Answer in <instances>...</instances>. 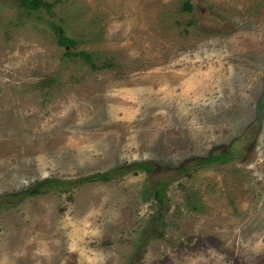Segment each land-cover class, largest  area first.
Listing matches in <instances>:
<instances>
[{"label":"rangeland","instance_id":"374dc122","mask_svg":"<svg viewBox=\"0 0 264 264\" xmlns=\"http://www.w3.org/2000/svg\"><path fill=\"white\" fill-rule=\"evenodd\" d=\"M47 1L0 0V264H264V0ZM68 15L115 69L64 57L47 21ZM229 147L166 187L160 217L142 171L67 184ZM45 179L61 185L12 196Z\"/></svg>","mask_w":264,"mask_h":264},{"label":"trees","instance_id":"16d2710c","mask_svg":"<svg viewBox=\"0 0 264 264\" xmlns=\"http://www.w3.org/2000/svg\"><path fill=\"white\" fill-rule=\"evenodd\" d=\"M19 4L27 12H35L39 11L40 9H43L47 13H52V8L55 7L54 4L50 3L47 0H19ZM193 9L194 7L191 0L183 1V11L181 10L183 13H186L189 16V14L191 15ZM53 15L57 16V14L55 15V12ZM47 22L49 31L54 36L56 43L64 48V57L77 58L83 64L89 65L90 69L92 70H101L105 68L115 69L119 65L112 58L102 57V52L100 50H88L83 46L80 47V45L85 42H94L99 37H101V34L94 29V20H86L81 15H68L65 17L58 18V20H51ZM175 24L176 26L181 28L185 26V24L193 25L194 21L192 17L186 19L183 15L176 18ZM50 85L51 84H49V86ZM263 107L264 87L255 115L256 118L259 117ZM238 155L239 154H237L235 149L229 147L227 149L222 150H211L205 156H197L183 160L179 162L176 166H162L153 161L147 160L134 161L126 163L124 166H118L106 172L94 173L90 176L80 178L74 182H71L70 184H67L69 187H73L75 185H78L79 183H83L86 181L108 182L113 179L119 178L122 175L127 174L131 171H142L149 175L151 179H154L156 181V183L150 187V191L154 196V200L160 207V211H158L157 214L160 217V214L163 215V212L161 210L163 209L166 187H168V185L172 181L178 180L184 174H190L196 168L208 167L216 163L224 164L226 162L233 161L234 159L236 160ZM59 185H61L59 180L45 179L32 184L27 189H24L19 193L13 194L12 196L17 199L23 198L26 195L34 196L41 192H45L47 189H52ZM191 196L193 195H186L187 204L191 205V209L194 210L198 208L200 203L197 202L196 199Z\"/></svg>","mask_w":264,"mask_h":264}]
</instances>
